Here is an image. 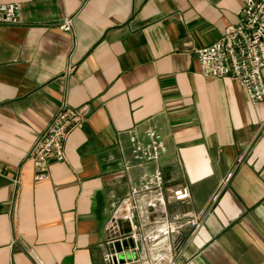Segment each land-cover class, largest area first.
I'll return each instance as SVG.
<instances>
[{
    "label": "crops",
    "instance_id": "0c3cea01",
    "mask_svg": "<svg viewBox=\"0 0 264 264\" xmlns=\"http://www.w3.org/2000/svg\"><path fill=\"white\" fill-rule=\"evenodd\" d=\"M245 1L0 0L19 4L21 19L0 25V264H107L114 211L158 170L190 190L191 204L171 203V214L205 216L196 237L186 225L171 239L173 257L264 264V102L202 76L196 55ZM69 17L72 33L59 29ZM64 104L86 118L66 160L36 181L28 153ZM151 126L167 153L138 166L131 137Z\"/></svg>",
    "mask_w": 264,
    "mask_h": 264
},
{
    "label": "built area",
    "instance_id": "2783aa9c",
    "mask_svg": "<svg viewBox=\"0 0 264 264\" xmlns=\"http://www.w3.org/2000/svg\"><path fill=\"white\" fill-rule=\"evenodd\" d=\"M20 23L19 4L0 5V25ZM59 29L72 33L73 18L64 19ZM196 55L202 76L236 81L253 105L264 102V0H246L238 21L230 25L219 39L197 49ZM85 118L86 113L81 109H71L66 104L54 115L52 123L36 139L27 156L34 165L36 181L50 178L51 162L66 160V140ZM131 152L138 166H146L160 161L167 153V146L156 127L151 126L142 135H132ZM242 159L240 157L238 163ZM232 176L233 173H229L224 184ZM15 182L19 183V180ZM218 197L219 193L213 197L212 204ZM171 203L188 207L191 204L189 187L184 184L167 185L159 170L143 173L108 223L110 238L107 244L110 249L104 261L107 264H194L192 260L181 261L183 253L179 254V258L173 257L175 246L171 239L186 225L192 228L193 238L196 237L203 227L205 216L192 209L171 214ZM150 215L154 218L147 221ZM124 221L130 225L127 233L123 229ZM148 225L153 226V231L145 235L142 231ZM116 244L120 245V250Z\"/></svg>",
    "mask_w": 264,
    "mask_h": 264
},
{
    "label": "water",
    "instance_id": "95a60500",
    "mask_svg": "<svg viewBox=\"0 0 264 264\" xmlns=\"http://www.w3.org/2000/svg\"><path fill=\"white\" fill-rule=\"evenodd\" d=\"M123 229H124V232H129L130 231V225H129V222L128 221H124L123 222ZM116 247L118 250H120V245L119 244H116Z\"/></svg>",
    "mask_w": 264,
    "mask_h": 264
}]
</instances>
